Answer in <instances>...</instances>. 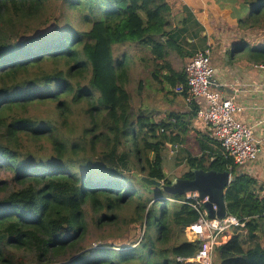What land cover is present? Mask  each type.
Masks as SVG:
<instances>
[{
  "label": "trees",
  "instance_id": "obj_1",
  "mask_svg": "<svg viewBox=\"0 0 264 264\" xmlns=\"http://www.w3.org/2000/svg\"><path fill=\"white\" fill-rule=\"evenodd\" d=\"M218 1L230 20L215 41L229 37L223 52L263 65L264 40L248 36L264 32V0ZM173 3L0 0V173L11 177L0 181V264H194L187 260L201 243L186 237L200 219L193 201L143 181L171 185L168 145L184 146L192 133L199 155L188 153L180 178L193 179L198 169L231 170L237 176L225 195L228 214L247 218L245 236L258 239L264 199L251 189L252 178L215 137L193 129L196 105L186 103V69L197 53L212 55L214 48L186 49L180 42L186 29L173 28ZM126 44L150 49L153 79L169 84L167 94L184 97L191 111L160 119L134 114L125 87L130 63L114 53ZM171 52L183 71L167 60ZM118 223L142 231L124 251L88 241L92 226ZM245 236L217 248L214 264H264V247H246Z\"/></svg>",
  "mask_w": 264,
  "mask_h": 264
},
{
  "label": "built area",
  "instance_id": "obj_2",
  "mask_svg": "<svg viewBox=\"0 0 264 264\" xmlns=\"http://www.w3.org/2000/svg\"><path fill=\"white\" fill-rule=\"evenodd\" d=\"M257 68L264 71V64ZM186 71L188 89L185 99L188 106L196 105L197 123L212 130L224 155L232 158L238 167L254 161L261 151V142L255 136L254 128L238 119L244 108L233 99L224 98L219 91V84L214 79L216 71L211 63L210 51L197 53ZM177 91L184 92L181 87ZM186 198L193 201L190 205L200 213L199 221L187 229L188 239L201 243L196 256L187 262L214 264L217 248L235 235H247L248 219L240 220L229 214L222 220L210 219L203 207L205 200H200L197 194L186 195ZM259 217L264 218V212L256 218Z\"/></svg>",
  "mask_w": 264,
  "mask_h": 264
},
{
  "label": "rangeland",
  "instance_id": "obj_3",
  "mask_svg": "<svg viewBox=\"0 0 264 264\" xmlns=\"http://www.w3.org/2000/svg\"><path fill=\"white\" fill-rule=\"evenodd\" d=\"M212 1L218 8L222 9L220 7V5L223 4L222 1ZM182 2H184L182 3V7L177 6L179 9L181 8V12L179 11L177 15H173L172 19H175L179 26H181L183 29H188L190 31L201 30V33H213V37L217 35V33L225 30L228 21L224 18L229 14H226L223 18L221 17L220 19H218L216 23H211V19L215 20V17L209 10L211 8H208L210 7V3L208 1L204 0V2H202V4L200 5L203 9L202 12H200V6L198 8L196 7L195 0H186V2ZM188 2H191V4L188 5ZM65 12L69 11L65 10ZM190 15H193V17H196L197 15L200 18V20L198 19L199 23H195V25H192L190 23V19L192 20L193 17L191 18ZM185 18L189 19L187 25H180V22L184 21L182 19ZM85 28V26H82V29ZM262 33L263 34H259L255 38L253 36H248V39H257L258 41L264 40V32ZM114 53L115 57L118 60H126L128 63H130L128 68V82H126L125 87L131 95L134 114L138 116L142 114L143 116H148L151 118L157 117V119H160L164 118L169 111L179 112L185 109V106H181L179 99L174 100L173 95L167 94L169 90H172L169 84L164 81H162L163 84H161L153 79L152 74L154 71H156V68L154 66V63L151 61L152 56L149 48L141 44H126L123 46L118 45L114 48ZM210 58L213 65L214 62L212 55H210ZM174 61L177 68L176 71H183L185 69V65L179 57L176 56L174 58ZM171 62H173L172 58ZM79 112L82 113V115L81 113H79L78 117V127L80 131L83 127V124L85 123V117L83 116L82 110H79ZM197 124V121L193 123L194 128L197 126ZM197 127L200 128V126ZM210 135L214 138V133L211 132ZM196 139V135L192 133L189 134L184 146H176L175 150H173L172 146L168 145V148L166 150L167 157L164 161V166L169 168V170L173 173L171 177L180 178L182 173L187 170L185 161L188 153L192 155H199V148ZM131 172L135 176L139 175V170L134 166L133 169H131ZM10 178L11 177L9 173H0V181L9 180ZM131 227L132 226H130L129 232V228H127V225L122 223H118L114 226H106L102 230H97L95 226H92L88 241L92 242V244L94 245L98 244V241H104L108 245L112 246L113 249L117 251H124L125 248L123 247H126L128 243L132 241L131 239H135L142 234V231L137 232ZM188 234L189 231L186 230L187 238ZM244 242L247 247H253L256 244H261L264 246V239L261 241V243L258 241H249L248 239H245Z\"/></svg>",
  "mask_w": 264,
  "mask_h": 264
},
{
  "label": "crops",
  "instance_id": "obj_4",
  "mask_svg": "<svg viewBox=\"0 0 264 264\" xmlns=\"http://www.w3.org/2000/svg\"><path fill=\"white\" fill-rule=\"evenodd\" d=\"M173 1H175V3H173V6L174 9H176L175 15H177L179 11L181 12V8L179 9L177 6L182 7V3H184L182 1L186 2V0ZM206 1L210 3V7L208 8H211L209 10L215 17V20L211 19V23H216L218 19H220L221 17L223 18L226 14H229L228 11L222 14L224 9L221 10L220 8L215 6L216 4L213 3L212 0ZM202 2H204V0H195L196 7L198 8L202 4ZM187 4L190 5L191 2H188ZM200 9V12H202L203 9L201 6ZM219 9L221 10V16L219 15ZM196 17H193V20L190 19V23L192 25H195V23L197 22L199 23L200 18L197 15ZM224 19L229 21L230 14L226 15ZM182 20H184V23H187L189 21V19L187 18ZM183 22L181 21L180 25H183ZM177 27L182 29V27L179 26V24L173 19V28ZM212 34L213 33L209 34L208 32L201 33V30L190 31L186 29L185 32L180 35V42L186 47L188 51L191 52L205 49L206 43H209V45L213 46V67L216 71L214 79L219 84L218 89L224 98L233 99L237 104L241 105L244 108L243 113L238 116V119L242 123L254 128L255 136L261 142V151L258 154L257 158L244 166L238 167V171L241 172V174L247 175L252 178L251 189L254 191L255 195L262 200L264 199V71L255 67V65L250 64L247 60H243L241 58V55L229 56V51L228 53L223 52L225 47V40L230 38L224 37L223 39H220L219 37H216V41H219L216 42ZM176 56L177 55L175 53L171 52L167 58V60L170 62L172 58L173 62H171V64L173 65V68L175 70L177 69L174 61V58ZM178 99L180 100L181 106H185V109L179 112L186 113L191 111L190 108L185 104L184 97L180 95ZM196 121L197 120L195 119L193 123H195ZM197 126H200V128ZM197 126L195 128L198 129H195L194 127L193 129L202 133L210 134L204 125L198 123ZM232 176L233 178H235L237 175L233 174ZM173 178L175 177H172V179ZM260 225L262 227V230L259 233L258 240L255 241L261 243V241L264 239V218L260 219ZM244 238L248 239V236H245ZM245 246L247 247L246 244Z\"/></svg>",
  "mask_w": 264,
  "mask_h": 264
},
{
  "label": "water",
  "instance_id": "obj_5",
  "mask_svg": "<svg viewBox=\"0 0 264 264\" xmlns=\"http://www.w3.org/2000/svg\"><path fill=\"white\" fill-rule=\"evenodd\" d=\"M176 144L172 145L175 150ZM193 179L173 178L169 186H163L162 182L143 177V181L158 187H163L171 195L186 196L197 194L200 200H205L204 210L210 219L222 220L228 215L227 204L225 200L226 191L234 181L231 170L205 171L203 169L194 170ZM165 177L168 173L165 172Z\"/></svg>",
  "mask_w": 264,
  "mask_h": 264
}]
</instances>
